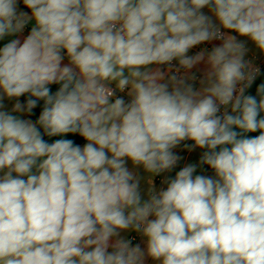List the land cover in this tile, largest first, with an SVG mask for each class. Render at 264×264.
<instances>
[{
	"label": "clouds",
	"instance_id": "9594fccd",
	"mask_svg": "<svg viewBox=\"0 0 264 264\" xmlns=\"http://www.w3.org/2000/svg\"><path fill=\"white\" fill-rule=\"evenodd\" d=\"M0 42V264H264V0H0Z\"/></svg>",
	"mask_w": 264,
	"mask_h": 264
},
{
	"label": "trees",
	"instance_id": "16d2710c",
	"mask_svg": "<svg viewBox=\"0 0 264 264\" xmlns=\"http://www.w3.org/2000/svg\"><path fill=\"white\" fill-rule=\"evenodd\" d=\"M55 87H56V86H53V90H55ZM22 99H23V98H22ZM39 111H40V108H37V109L34 110L35 115H33V116L31 117L33 120H35V119L38 117V115H39ZM68 138L74 139L78 144H81V145L85 142V141H83L82 138H79L78 136H76V137H72V136H70V137H68Z\"/></svg>",
	"mask_w": 264,
	"mask_h": 264
},
{
	"label": "rangeland",
	"instance_id": "374dc122",
	"mask_svg": "<svg viewBox=\"0 0 264 264\" xmlns=\"http://www.w3.org/2000/svg\"><path fill=\"white\" fill-rule=\"evenodd\" d=\"M197 160V156L193 155L192 156V162H196ZM206 167V166H205ZM196 174H206V175H213V173L209 170L207 172H205L202 168H198L197 169V173Z\"/></svg>",
	"mask_w": 264,
	"mask_h": 264
},
{
	"label": "crops",
	"instance_id": "0c3cea01",
	"mask_svg": "<svg viewBox=\"0 0 264 264\" xmlns=\"http://www.w3.org/2000/svg\"><path fill=\"white\" fill-rule=\"evenodd\" d=\"M30 26L31 25H29V29L28 30H30ZM27 34V30H26V32H25V35ZM6 42V41H5ZM2 44H3V42H0V46H2ZM262 72H264V67H263V69H262ZM261 79H264V77H261ZM259 82V81H258ZM85 143V142H84ZM83 145V144H82ZM177 151H180V149H177ZM186 151V150H185ZM181 166H183V162H181V164L177 167V169H175L174 170V172L171 174V175H173L174 176V173H175V171H178L179 170V167H181ZM158 184H159V182H157Z\"/></svg>",
	"mask_w": 264,
	"mask_h": 264
},
{
	"label": "built area",
	"instance_id": "2783aa9c",
	"mask_svg": "<svg viewBox=\"0 0 264 264\" xmlns=\"http://www.w3.org/2000/svg\"><path fill=\"white\" fill-rule=\"evenodd\" d=\"M261 67H262V69H263V67H264V64H262V65H261ZM157 182H159V178H157Z\"/></svg>",
	"mask_w": 264,
	"mask_h": 264
}]
</instances>
